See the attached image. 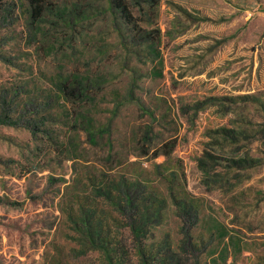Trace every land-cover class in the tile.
<instances>
[{"label":"rangeland","instance_id":"374dc122","mask_svg":"<svg viewBox=\"0 0 264 264\" xmlns=\"http://www.w3.org/2000/svg\"><path fill=\"white\" fill-rule=\"evenodd\" d=\"M143 18L149 51L112 28L69 49L59 23L35 35L26 1L0 0V116L21 122H0V264H264V0H159ZM96 70L90 101L59 93L60 72ZM223 110L234 137L211 131Z\"/></svg>","mask_w":264,"mask_h":264},{"label":"trees","instance_id":"16d2710c","mask_svg":"<svg viewBox=\"0 0 264 264\" xmlns=\"http://www.w3.org/2000/svg\"><path fill=\"white\" fill-rule=\"evenodd\" d=\"M27 3V23L26 29L35 35H44L42 33L44 24L59 25L64 30L61 33L62 37H69L73 41V45L67 46L69 49H83L92 46L89 41L94 33L102 34L107 29L112 28L114 32L120 36V42L124 45V49H129L130 46L135 50V54H140L138 49L149 51V44L153 40L152 36L147 31V27L152 24V21H147L143 18L145 15L154 13L156 16L157 6L159 0H141L147 3L150 11H144L141 4L137 0H103L102 6L95 7L92 4H85L78 6L77 2H48L47 0H25ZM96 11V12H95ZM91 15H96L99 19L97 21L91 20ZM53 18V20H51ZM96 22H100L96 24ZM105 22V28H100L101 23ZM146 25V26H144ZM146 27V28H145ZM73 36V38H72ZM55 41L59 45V39ZM89 43V45H87ZM99 50L104 51L105 46L98 45ZM78 55V53H77ZM133 76L130 80V88L119 97L124 102H131L134 98L135 90L131 86L137 83L138 70L133 68ZM63 73L58 74L57 87L59 93L63 95L66 101L77 103L87 102L89 99V92L92 86L102 89L105 84V73L101 70L88 71V74L77 73L69 77H64ZM140 107L141 104H138ZM227 112L223 110V114L217 118V122L224 126L221 131L211 130L212 133L222 134L228 137H234L238 134L227 119ZM0 122L5 125L19 126L20 120H15L9 115L0 116ZM85 122V121H84ZM86 123V122H85ZM89 123V122H88ZM25 125L32 132L34 125L31 122H25ZM240 133H245L241 129Z\"/></svg>","mask_w":264,"mask_h":264}]
</instances>
